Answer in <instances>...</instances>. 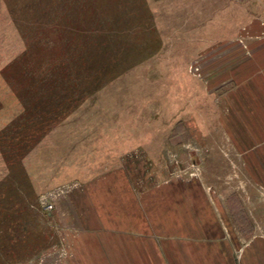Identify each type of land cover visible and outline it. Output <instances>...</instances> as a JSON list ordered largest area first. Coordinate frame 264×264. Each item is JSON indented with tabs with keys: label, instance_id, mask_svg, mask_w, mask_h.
Here are the masks:
<instances>
[{
	"label": "rangeland",
	"instance_id": "374dc122",
	"mask_svg": "<svg viewBox=\"0 0 264 264\" xmlns=\"http://www.w3.org/2000/svg\"><path fill=\"white\" fill-rule=\"evenodd\" d=\"M257 16L264 0H0V264L75 259L111 179L146 198L218 174L220 72Z\"/></svg>",
	"mask_w": 264,
	"mask_h": 264
},
{
	"label": "crops",
	"instance_id": "0c3cea01",
	"mask_svg": "<svg viewBox=\"0 0 264 264\" xmlns=\"http://www.w3.org/2000/svg\"><path fill=\"white\" fill-rule=\"evenodd\" d=\"M232 42L235 62L218 84L226 152L218 177L207 169L146 198H117L111 179L90 206L98 225L82 229L67 264H264V17Z\"/></svg>",
	"mask_w": 264,
	"mask_h": 264
}]
</instances>
